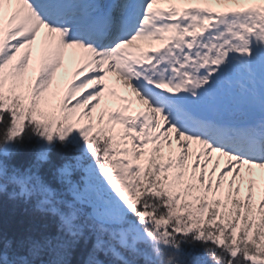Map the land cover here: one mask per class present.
Here are the masks:
<instances>
[{
  "label": "snow or ice",
  "instance_id": "snow-or-ice-1",
  "mask_svg": "<svg viewBox=\"0 0 264 264\" xmlns=\"http://www.w3.org/2000/svg\"><path fill=\"white\" fill-rule=\"evenodd\" d=\"M0 264H264V0H0Z\"/></svg>",
  "mask_w": 264,
  "mask_h": 264
},
{
  "label": "trees",
  "instance_id": "trees-1",
  "mask_svg": "<svg viewBox=\"0 0 264 264\" xmlns=\"http://www.w3.org/2000/svg\"><path fill=\"white\" fill-rule=\"evenodd\" d=\"M7 216L10 223L15 222L17 219H19L20 213L17 212V210L13 209L11 206H8L7 208ZM79 259V257H77Z\"/></svg>",
  "mask_w": 264,
  "mask_h": 264
}]
</instances>
